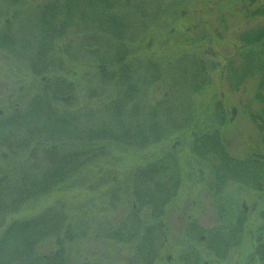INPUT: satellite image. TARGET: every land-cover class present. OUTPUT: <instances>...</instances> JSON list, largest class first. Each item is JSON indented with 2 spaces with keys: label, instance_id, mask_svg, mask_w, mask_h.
<instances>
[{
  "label": "rangeland",
  "instance_id": "374dc122",
  "mask_svg": "<svg viewBox=\"0 0 264 264\" xmlns=\"http://www.w3.org/2000/svg\"><path fill=\"white\" fill-rule=\"evenodd\" d=\"M132 1L129 7L122 1L116 6L112 0H0V123L16 107L25 109L28 100L38 94L40 80L61 73L72 85L69 96H65L69 114L77 115L82 125L114 124L106 106L118 93L119 83L101 76L97 60L98 55H122L123 50H115L111 33L100 40L94 34L90 39L84 35L86 30L108 29L103 20H112L114 15L132 30L127 55H159L162 68L144 71L137 65L145 59L134 60V77L128 78L140 88L138 104L144 107V114L149 118L154 113L158 121L171 123L166 125L165 137L143 147L109 140L80 145L89 155L71 179L27 199L17 211L1 212L0 232L13 220L36 217L50 209L68 217L71 234L65 241L60 232L44 239L39 253L60 254L66 264L137 262L133 248H144L141 225L151 218L147 217L148 208L134 200L130 173L156 163L179 180L165 204L161 222L164 233L157 250L160 262L155 260L158 264H164L169 253L177 260L191 247L196 257L187 254L184 264H264L256 248L264 244V186L255 189L237 179L212 188L213 175L207 161L211 158L196 154L192 148L193 133L218 130L231 156L246 159L264 155V44L246 50L240 38L245 32L263 28L264 0ZM46 4L55 12L51 20L50 13H42L48 18V28H42L40 14ZM183 9L188 14L181 17ZM192 10L201 12L190 15ZM194 17L199 42L205 47L210 34L220 55L215 58L218 66H207L203 75L169 56L178 42L193 34ZM50 25L57 33L51 39L47 38ZM172 27L175 30L170 33ZM185 46L181 55L188 50ZM38 55L49 66L48 72L36 75L31 63L40 60ZM228 59L232 64L221 77L218 68ZM210 60L207 57L206 61ZM242 60H247L244 67L240 65ZM103 63L110 71V63ZM232 107L235 113L231 119ZM13 153L6 150L2 140L0 183L15 180L22 173L42 172L47 166L42 150L28 152L25 157ZM6 200L0 194V204ZM243 206L247 209L244 212ZM132 217L140 220L134 231ZM238 218L242 219V230L231 237L232 246L223 256L217 255L213 246L217 230Z\"/></svg>",
  "mask_w": 264,
  "mask_h": 264
},
{
  "label": "trees",
  "instance_id": "16d2710c",
  "mask_svg": "<svg viewBox=\"0 0 264 264\" xmlns=\"http://www.w3.org/2000/svg\"><path fill=\"white\" fill-rule=\"evenodd\" d=\"M54 12L55 9L51 8L50 4L43 6L40 14L42 28L44 26L48 28V18L43 14L50 13L51 20ZM55 28L50 25V37L48 34L47 38L51 39L57 34ZM263 28L259 30L263 31ZM252 35L256 36L255 33H247L243 39L250 42L249 36ZM41 56L38 55L40 60L31 63L32 71L36 75L48 72L49 62L41 60ZM119 79L121 81L117 86L118 93L106 106V110L110 111L115 121L112 125L104 123L95 124V126L87 123L82 125L77 121V115L69 114L65 108L68 104L65 96H69L72 85L61 73L50 76V80H40L38 94L28 100L25 109L21 111L16 107L0 123V143L4 141L8 152H14L13 155L22 153L21 156L25 157L28 152L34 153L42 150L47 162L42 172L22 173L15 180L0 183L1 198H7V202L0 204V213L17 211L27 199L34 198L41 192L45 193L69 181L72 173L89 153L86 151L87 148H81L80 145H89L96 140H109L117 144L143 147V144L149 141L155 142L168 134L166 125L171 123H166L164 120L158 121L156 119L158 116L155 117L154 113H150L151 116L148 118L146 113L144 114V107L138 104L141 96L140 90H132V80L128 77L110 78L113 82L115 80L118 82ZM128 117L130 118L127 119ZM125 120L128 121L125 122ZM196 140L203 145L198 151L200 155L208 150L218 154L216 163L213 164L217 181L238 179L255 189H260L261 184L264 186V155L251 156L246 159L229 155L219 138L218 130L197 134ZM209 165L212 164L209 163ZM224 168L229 170H226L228 174H223ZM130 176L134 193H139L135 194L136 200L141 205L147 197L144 193V189L148 187L146 185L154 183V186H151L150 195V204L154 208L162 205L163 201L166 203L176 191L179 183L177 175L165 173L163 169L161 172L152 171L148 175L142 169L136 168L131 171ZM51 212L53 214L51 217H60L58 213ZM51 212L49 209L36 217L13 220L0 232V264L67 263L60 254L44 255L38 252V247L44 239L50 238L55 233H62L63 227H58V224L64 223V220L50 218ZM132 219L131 222L135 225L133 229L131 227V230L134 231L139 219L138 217H132ZM241 220L238 218L234 223H229L225 227L220 226L217 230L218 233L213 238V246L217 255L223 256L225 249L232 246L230 245L231 237L242 230ZM256 248L259 258L264 260V244H259Z\"/></svg>",
  "mask_w": 264,
  "mask_h": 264
},
{
  "label": "flooded vegetation",
  "instance_id": "af4514ba",
  "mask_svg": "<svg viewBox=\"0 0 264 264\" xmlns=\"http://www.w3.org/2000/svg\"><path fill=\"white\" fill-rule=\"evenodd\" d=\"M119 1H122V4L123 3L125 4V2H126V4L129 5V7H130V5L133 4L132 0H131V3H130V0H112V4L114 3V5L117 6V3ZM101 2L103 3V0H100V3ZM106 5H107V3H106ZM116 6L114 8H118ZM199 12H201V11L192 10V11H190L189 14L190 15H198ZM187 14H188V12L186 9L181 10V17H184ZM114 16H115V18H112V20L110 18H105L103 20L104 21L103 23L105 24V26L106 27L109 26L108 29L101 27V28H97L94 31L93 30L84 31V35L86 37H88L87 39H90L89 36H91L92 34L96 35L97 40L102 39V37L105 36L107 34V32H108L109 36H111L113 34L114 35L113 38L115 39L114 40L115 44L113 42L115 50L116 49L120 50L119 53L123 50L122 55H107V54L98 55L99 59L97 61L100 60L99 61L100 63L98 64L99 70L98 69L97 70L100 72L101 76L105 75L106 78H111V79L119 78V77H121V75L123 77L132 78V77H134L133 75L135 73V70L132 69V67H133L132 63L135 62L134 60H144L145 59V61L143 62L142 65H137V69L141 68L144 71L153 70V72L154 71L156 72V70L158 68H162L161 67V61L159 60V58H160L159 55H156V54L143 55V57H141L139 55H127L128 54V44L127 43L129 42L130 35L132 36V30H130V28H128L123 22H121L119 16H116V15H114ZM194 18L196 21L197 20L196 17H194ZM172 21H173V19H172ZM198 28H199L198 23L196 21V23H193L192 28H191V32L193 34L191 33L192 34L191 36L186 37V40L188 39V41L185 42L186 40L185 41L181 40L180 42H178L177 45L174 46V50L171 52V55H169V56L174 58L173 61H177L179 63H182L183 65L185 64L186 67L193 68L194 70H196L197 73L203 75V74H205L207 66H209L210 68H215L218 66L216 61H215V58L220 56V55H218L217 50L212 45V43H213L212 42V36L210 34L206 37L205 47L202 46V44L199 42V39L201 38V36L197 35ZM174 30L175 29L172 27L170 29V33L174 32ZM110 33H111V35H110ZM254 33L256 36H254V35L249 36V39H251L250 42H247L245 39H243V37H245V34L247 35L246 32L240 36L241 42H242L243 46L246 48V50L251 46H254L257 44H264V40H261L264 37L262 35L263 31H260L259 29H257L256 31H254ZM185 45H188V47H187L188 50L185 53V55H181L180 54L181 50H183L184 47H186ZM200 50H202V51H200ZM207 57H209L211 60L206 61ZM256 61H258V60H256ZM103 62H109L110 63V65L108 64V66L111 68L110 71L108 69L105 70V63H103ZM168 63L171 64L170 61ZM246 63H247V60H242L240 62V65H243V67H244ZM231 64H232L231 59H228V60H225V64L223 63V65L221 67L219 66L218 71L220 72L221 77L223 76L226 67H230ZM117 83H119V82H117ZM131 84L133 85V86H131L132 90H134V91L140 90L138 84H134L132 81H131ZM233 108L235 109V107H232V110H233ZM232 110L230 111L231 117H232ZM192 136H193V140H194L192 143V148L195 150L196 154H199V152H198L199 148L203 145L200 144L199 140L195 141V139H197V134L193 133ZM201 141H204V140L201 139ZM204 155L209 156L211 158V159H207V161L209 163L211 162L210 164H212V165H210V168H211L210 171L212 172V175H213V177H212L213 181L211 183V186L214 189L220 188L223 184L226 183L227 180H224V179H222V181L216 180L215 167H214L215 165H213V164L216 163V158L218 157L217 156L218 154L214 153L213 151L208 150V151H206V153H204ZM162 169H165V168L156 164V163L155 164L149 163L142 170L145 171L146 173H148V175H149V174H151L152 171L154 172L157 170V172H161ZM226 170H228V169H225V168L223 169V171H222V172H224L223 174H226L229 171V170L228 171H226ZM146 186H148V187H146V189H144V193H145V195H147V197H145V201H143L142 205H144L148 208L149 213H148L147 217H150L151 220H149V223H147V224L143 223L141 225L143 227V231H144V238H143L144 248H142V246L133 248L135 250V252H134L135 255H134L133 259L136 261L138 260V261L132 262V261L128 260L127 264H158L156 261L160 262V260H158L160 254H159V251H157V250H158V245L160 244L161 233H164L162 231V225H161L162 223L161 222H162V217L164 215L166 203H165V201H163L162 205H159V206L157 205L158 208L152 207V205L150 204V200H151L150 195H151V186H154V183L153 184L148 183ZM135 194H139V193L138 192L134 193V187H133L132 195L134 197V200L136 202H138L136 200ZM245 210H247V209L243 206V212ZM131 216H129V217H131ZM50 218H57L58 220L61 219L62 221L64 220V223L62 222L61 224H58V227H61V226L63 227V232L61 233L62 234L61 236L64 238V241L68 240L69 235L71 234V227H70V222L68 221V217L61 216V217H50ZM131 220H133V219H131ZM130 225L133 229V226L135 224L132 223ZM138 225H140V224L138 223ZM124 227H125V225L121 224L120 228L124 229ZM137 242H140V240H137ZM195 251H196L195 248L191 247L188 251H184V252L180 253L177 260H175L174 257L169 253V254L165 255V258L163 259L164 260L163 263L164 264H173V263L184 264L182 261H184L186 259L187 254L188 255L193 254L191 256L193 258L196 257L197 252L194 256Z\"/></svg>",
  "mask_w": 264,
  "mask_h": 264
},
{
  "label": "water",
  "instance_id": "95a60500",
  "mask_svg": "<svg viewBox=\"0 0 264 264\" xmlns=\"http://www.w3.org/2000/svg\"><path fill=\"white\" fill-rule=\"evenodd\" d=\"M234 113H235V109L233 108V110H232V117H231V119L233 118V115H234Z\"/></svg>",
  "mask_w": 264,
  "mask_h": 264
}]
</instances>
